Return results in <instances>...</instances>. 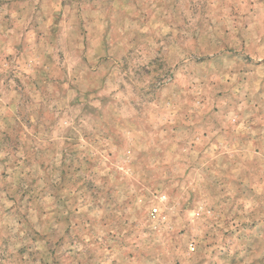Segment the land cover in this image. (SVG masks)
<instances>
[{
    "label": "rangeland",
    "instance_id": "obj_1",
    "mask_svg": "<svg viewBox=\"0 0 264 264\" xmlns=\"http://www.w3.org/2000/svg\"><path fill=\"white\" fill-rule=\"evenodd\" d=\"M0 264H264V0H0Z\"/></svg>",
    "mask_w": 264,
    "mask_h": 264
},
{
    "label": "built area",
    "instance_id": "obj_2",
    "mask_svg": "<svg viewBox=\"0 0 264 264\" xmlns=\"http://www.w3.org/2000/svg\"><path fill=\"white\" fill-rule=\"evenodd\" d=\"M158 214V209L157 208H152V210H151V215L152 216H156ZM194 247H191L190 248V251H194Z\"/></svg>",
    "mask_w": 264,
    "mask_h": 264
}]
</instances>
